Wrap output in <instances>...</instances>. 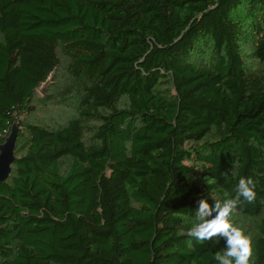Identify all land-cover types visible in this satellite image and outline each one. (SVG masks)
I'll use <instances>...</instances> for the list:
<instances>
[{
    "label": "trees",
    "instance_id": "trees-1",
    "mask_svg": "<svg viewBox=\"0 0 264 264\" xmlns=\"http://www.w3.org/2000/svg\"><path fill=\"white\" fill-rule=\"evenodd\" d=\"M260 65L264 0H0V264H217L186 233L240 177L264 264ZM49 77L70 117L21 121Z\"/></svg>",
    "mask_w": 264,
    "mask_h": 264
},
{
    "label": "clouds",
    "instance_id": "clouds-1",
    "mask_svg": "<svg viewBox=\"0 0 264 264\" xmlns=\"http://www.w3.org/2000/svg\"><path fill=\"white\" fill-rule=\"evenodd\" d=\"M255 188L256 181L252 177H240L235 187L234 198L223 202L215 200L214 205H210L205 198L197 201L198 208L194 221L186 235L200 243L223 237L226 247L215 253L214 259L217 264H255L250 235L245 234L232 222L233 214L242 203L255 202Z\"/></svg>",
    "mask_w": 264,
    "mask_h": 264
},
{
    "label": "rangeland",
    "instance_id": "rangeland-1",
    "mask_svg": "<svg viewBox=\"0 0 264 264\" xmlns=\"http://www.w3.org/2000/svg\"><path fill=\"white\" fill-rule=\"evenodd\" d=\"M256 63H254V66ZM264 68V65H260ZM71 103L65 98H61L55 91V88H49L48 83L44 85L42 83L34 93L33 105L34 110L28 115H22L19 117L21 121H34L43 125L56 126L63 124L67 118L71 115ZM232 222L234 225L239 226L247 235H250L251 239L255 232L256 220L246 216L233 214ZM220 240L226 246V241L223 237Z\"/></svg>",
    "mask_w": 264,
    "mask_h": 264
},
{
    "label": "water",
    "instance_id": "water-1",
    "mask_svg": "<svg viewBox=\"0 0 264 264\" xmlns=\"http://www.w3.org/2000/svg\"><path fill=\"white\" fill-rule=\"evenodd\" d=\"M50 77L44 82L48 83ZM17 138V126L12 125L9 135L0 144V183L4 182L11 171V164L14 161V149Z\"/></svg>",
    "mask_w": 264,
    "mask_h": 264
}]
</instances>
